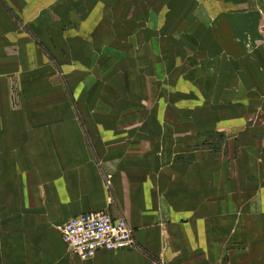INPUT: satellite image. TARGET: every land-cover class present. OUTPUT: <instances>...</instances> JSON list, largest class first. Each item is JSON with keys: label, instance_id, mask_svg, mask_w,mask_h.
Masks as SVG:
<instances>
[{"label": "crops", "instance_id": "obj_1", "mask_svg": "<svg viewBox=\"0 0 264 264\" xmlns=\"http://www.w3.org/2000/svg\"><path fill=\"white\" fill-rule=\"evenodd\" d=\"M263 19L264 0H0V264H264ZM53 60L76 109L14 108L9 72ZM94 211L135 246L72 253L61 225Z\"/></svg>", "mask_w": 264, "mask_h": 264}, {"label": "built area", "instance_id": "obj_2", "mask_svg": "<svg viewBox=\"0 0 264 264\" xmlns=\"http://www.w3.org/2000/svg\"><path fill=\"white\" fill-rule=\"evenodd\" d=\"M61 234L69 250L88 259L99 250H122L135 246L134 230L125 217H113L106 211L86 212L65 221ZM156 264H168L160 258Z\"/></svg>", "mask_w": 264, "mask_h": 264}, {"label": "rangeland", "instance_id": "obj_3", "mask_svg": "<svg viewBox=\"0 0 264 264\" xmlns=\"http://www.w3.org/2000/svg\"><path fill=\"white\" fill-rule=\"evenodd\" d=\"M260 29L264 33V19ZM52 62L53 64L50 61L46 65L48 68L37 70L38 72L29 70L26 74L22 70L9 72L7 94L14 108L21 106L23 97L36 94L38 109H45V105L58 109H76L70 94L67 72L54 60Z\"/></svg>", "mask_w": 264, "mask_h": 264}]
</instances>
